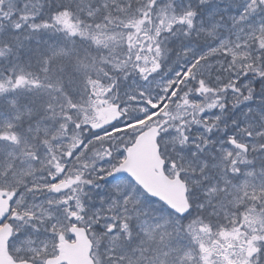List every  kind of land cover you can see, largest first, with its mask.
<instances>
[{"label":"snow or ice","instance_id":"6c2138e0","mask_svg":"<svg viewBox=\"0 0 264 264\" xmlns=\"http://www.w3.org/2000/svg\"><path fill=\"white\" fill-rule=\"evenodd\" d=\"M0 264H264V0H0Z\"/></svg>","mask_w":264,"mask_h":264}]
</instances>
